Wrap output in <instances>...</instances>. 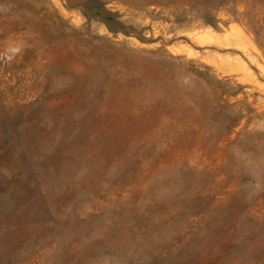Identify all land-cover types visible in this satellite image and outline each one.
Wrapping results in <instances>:
<instances>
[{
  "label": "rangeland",
  "instance_id": "374dc122",
  "mask_svg": "<svg viewBox=\"0 0 264 264\" xmlns=\"http://www.w3.org/2000/svg\"><path fill=\"white\" fill-rule=\"evenodd\" d=\"M135 2L0 0V264H264V0Z\"/></svg>",
  "mask_w": 264,
  "mask_h": 264
},
{
  "label": "bare ground",
  "instance_id": "6f19581e",
  "mask_svg": "<svg viewBox=\"0 0 264 264\" xmlns=\"http://www.w3.org/2000/svg\"><path fill=\"white\" fill-rule=\"evenodd\" d=\"M119 1V0H118ZM135 1H137V0H135ZM148 1V0H147ZM153 1V0H152ZM163 1V0H162ZM138 2H139V0H138ZM137 2V3H138ZM141 2V1H140ZM139 2V3H140ZM144 2V1H143ZM171 2H173V1H170V3ZM131 3V2H130ZM129 3V4H130ZM136 3V2H135ZM136 3V4H137ZM155 3V2H154ZM140 5V4H139ZM136 6V5H135ZM138 6V5H137ZM145 7V6H144ZM138 8H139V6H138ZM128 14H129V12H128ZM131 15V14H130ZM130 18H132L131 16H130ZM233 29H235V31H236V33L243 39V40H246L247 42L246 43H248V42H250V38H248V36L246 35V32H245V30L244 29H242L241 27H239V26H235ZM234 31V32H235ZM207 32V31H206ZM209 32V33H208ZM207 33L208 34H210V36H211V38H212V36H214L215 35V37L217 36L216 34H214V32L212 31V29L211 30H209ZM207 33H205L206 35H208ZM239 36H238V38H239ZM218 37H221V36H218ZM234 37V36H233ZM208 39L210 38L209 37V35H208V37H207ZM211 38H210V40H211ZM197 39V38H196ZM221 39V38H220ZM214 40V39H213ZM215 40H217V39H215ZM197 41V40H196ZM239 41V40H238ZM198 42V41H197ZM217 42V41H216ZM219 42V41H218ZM220 43V42H219ZM223 45V44H222Z\"/></svg>",
  "mask_w": 264,
  "mask_h": 264
}]
</instances>
